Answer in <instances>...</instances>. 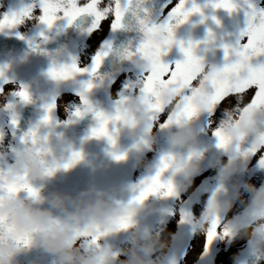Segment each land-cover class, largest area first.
Segmentation results:
<instances>
[{"label":"snow or ice","instance_id":"snow-or-ice-1","mask_svg":"<svg viewBox=\"0 0 264 264\" xmlns=\"http://www.w3.org/2000/svg\"><path fill=\"white\" fill-rule=\"evenodd\" d=\"M171 4L169 11L162 21H153L147 8H141L143 16L135 14L140 33L139 42L132 49H125V59L139 58L144 63L141 66V81L136 97L150 114L149 120L154 121L163 117L159 126L163 129L170 125L181 126L184 122H191L202 113L209 116H227L226 119L210 121L217 123L212 135L217 140V148L225 151H234L241 156H256L260 167L264 168V131H258L260 116H264V3L257 6L252 0H248L245 11V27L238 35L237 44L234 47L225 46V63L222 67H211L206 70L201 57L196 54L200 42H184L175 38L177 27L188 23L190 17L199 15L201 23L204 19V7L213 10L223 9L229 14L240 11L237 0H208L201 6L196 0H167L162 7ZM132 11V0H35L34 3L22 4L19 8L5 11L0 14V33H14L17 38L25 37L16 31L27 21L34 17L40 25L52 29L60 20L66 21L67 26H72L79 20L91 18L87 31L89 33L102 28L104 22L110 24L115 31L125 27V17ZM212 19L219 24L215 17ZM41 40L47 39L45 33H38ZM211 39L212 33L208 32ZM176 46L181 53L182 59L168 61L165 57ZM33 51L39 50V44H32ZM110 44L104 45V50L97 51L92 57L91 67H82L76 60L71 58V63L57 64L55 61L48 68L46 75L56 83H67L75 80L78 76L88 75L90 79L81 81V88L77 95L84 106L73 111L74 118H82L91 114L95 126L90 129L91 138H105L108 143L115 147L116 129H110V125L129 123L131 109L128 107L129 100L122 99L118 102L114 113L109 114L95 109L88 100V93L95 87L92 77H96L103 60L109 55ZM7 66H0V81L5 84L10 80L5 79ZM3 87H0V94ZM20 101L27 104L31 97L27 88L23 85L15 92ZM247 101L243 102V98ZM236 107L235 116L231 109ZM10 107V105H9ZM55 102L44 106V115L40 120L41 125H50L52 113L55 111ZM134 121V117H133ZM13 125L17 123L12 120ZM151 127V125H149ZM250 133H255V138L245 150V141ZM31 144L39 141H47V136L40 137L38 128L29 131ZM42 152L44 150H41ZM199 152L190 151L188 161L198 158ZM83 158L81 152H72L70 158L60 164L54 163L45 172L46 176H52L58 168L69 169ZM117 161L125 159L124 154L113 153ZM181 171L177 166L172 154L160 158L159 166L155 173L140 182L136 194L128 202V206L143 204L149 197L171 198L176 195V187L169 178L163 179L165 172L169 170ZM29 174L26 170L15 172L12 170H0V208L4 206L6 198L14 197L19 191H25L33 200L39 199L38 191L28 182ZM222 190L218 187L216 192ZM216 192L209 199L206 213L200 227L204 231L205 241L203 254L210 253L213 242L223 239H232L237 229L228 224H223L220 216L219 205L216 202ZM251 217L253 221H260L255 229L264 234V187L255 192L252 199ZM134 212H128L116 221V227L101 229L96 226L94 231L88 229L76 232L79 237L88 238L93 245H98L99 239L108 232L127 230L133 226ZM188 218L181 215V223ZM7 233L15 239L17 245L28 247L31 244L29 234L19 235L14 226L7 223V217L0 214V234ZM226 264V261L224 262Z\"/></svg>","mask_w":264,"mask_h":264},{"label":"water","instance_id":"water-1","mask_svg":"<svg viewBox=\"0 0 264 264\" xmlns=\"http://www.w3.org/2000/svg\"><path fill=\"white\" fill-rule=\"evenodd\" d=\"M257 1L252 0L255 4ZM196 3L203 6L208 3V0H196ZM237 3L240 6L238 12L229 14L223 9L213 10L211 7H204L203 12L206 18L203 23L200 22L201 17L199 15H193L190 17L189 22L185 23L190 24V37L188 36L183 40L189 39L192 42H200L196 54L202 58L204 64L210 62L211 67H222L225 63L224 47H234L236 45L238 35L245 27L244 9L248 5V0H237ZM161 4L162 0H154L153 2L132 0V11L125 17V25L130 26L132 23L137 22L135 14L143 16L140 11L141 8H147L152 19L153 10L159 9ZM212 17H215L219 24ZM90 22L91 18H86L74 23L81 25V28L78 25L76 26V32H79V34L86 32ZM67 27V24H65L56 36L38 43L39 50L37 51L32 50L30 42L17 38L15 34H0V66H7L5 79L19 81L21 85L27 88L31 97V102L27 104L19 100L15 114L8 123L9 134L16 146L18 163L20 154L25 149L34 150L36 155L60 164L66 162L72 152L82 153L83 158L67 170L61 167L52 176H45L36 180L29 177L28 182L39 193V199H32V202L44 201L36 206L50 207L48 199L53 194L68 196L78 202L85 192H91L93 197H102L118 204H128L137 191V188L130 183L129 172L133 157L144 147L147 123L142 128L143 145H131V147H124V145H115V147L111 145H93L90 129L95 124L90 113L82 118H76L66 126L57 124L52 113L50 125L40 124L45 105L52 104L55 97L62 91L69 90L78 93L81 84L78 88L79 84L77 82L90 79L88 75H82L79 76L81 80H77V82L73 80L67 83H56L46 75L53 61L57 64L65 63L67 53L71 58L74 57L73 52L68 48L67 52H62L60 48L66 45L64 35ZM119 30L121 31L123 28ZM209 31L212 33L211 39L208 36ZM182 35L184 36V33ZM110 55L113 57H110ZM119 55L118 51L113 52V48L110 50L109 55L104 58L96 77L91 78L93 81L95 78H100L99 90L95 92L96 88H92L87 97L95 109L109 114L115 111L118 104H112L108 100L107 89L116 74L122 68L127 67L128 62H132V60L125 59L123 54L121 57ZM178 55L181 56V53L177 47H174L165 59L168 61L182 59H178ZM66 63H71V59H68ZM3 83V81H0V87ZM143 112L148 113L146 108ZM13 119L17 121L15 125L12 123ZM258 120L262 121L260 118ZM36 128H38L40 137L47 136V141L41 140L33 145L28 133ZM257 130L264 131V124L258 123ZM1 132L2 123L0 121V137ZM254 138L255 133L248 135L244 145L245 150ZM126 150L129 151L128 155L125 154ZM113 153L124 154L126 158L117 161L113 158ZM249 156L245 157L234 151L232 152L230 167L223 178V186L226 189L227 196H230L238 188L244 163ZM20 171L22 170L20 169ZM140 205H144V207L135 214L134 221L142 220L146 213L150 214V208L145 202ZM74 209L75 205L70 204L69 210ZM54 212L61 220L67 218L66 214L59 210H54ZM86 229V227H77L76 232H82ZM124 231H111L106 235L113 233L117 237H121ZM105 248L111 250L110 264H112L115 257L114 244H109ZM260 254L259 249L250 251L244 264H255Z\"/></svg>","mask_w":264,"mask_h":264},{"label":"rangeland","instance_id":"rangeland-1","mask_svg":"<svg viewBox=\"0 0 264 264\" xmlns=\"http://www.w3.org/2000/svg\"><path fill=\"white\" fill-rule=\"evenodd\" d=\"M35 0H0V14L5 11H10L14 8H19L22 4L34 3ZM111 3V0H108ZM264 3V0H259L257 6ZM40 25L38 20L34 17L32 20L27 21L24 25L18 28V31L23 36L30 35L32 41L40 40L38 33L44 30L43 27H37ZM30 26V28H29ZM33 27H37L36 29ZM104 23L101 29H103ZM108 30V29H107ZM107 30H104L106 32ZM100 33L97 34V36ZM97 36H93L90 42L91 48L96 45ZM94 38H96L94 40ZM94 40L93 44L92 41ZM79 60L82 62V58ZM8 84V83H7ZM3 93L0 94V112L2 119L6 121L13 110V105L17 103L18 97L15 92L19 90V87L15 84L5 85ZM247 101V97L243 98V102ZM10 105V107H9ZM16 106V104H15ZM236 107L231 109L232 115L236 114ZM227 116H221L217 113L216 116H209L207 113L200 114L195 123H191L195 132V140L199 139L208 144L217 145L216 138L212 135L213 129L217 126L219 120L226 119ZM264 119V116H260ZM207 121H217V123H210ZM216 157L219 153L216 146ZM13 142L7 132H4V136L0 141V170L8 171L12 170L17 172L15 163L13 161ZM155 151L151 149L147 150L143 160V163L136 167L131 173V180L134 184L140 185L138 178L142 171L153 169L155 165ZM153 166H151V165ZM151 174V170L147 171ZM206 171H202L200 176H205ZM195 175V182H196ZM194 183L190 181L184 185V192L190 191ZM261 187H264V168L260 167L257 162V157L252 156L248 159L244 166L243 177L241 184L237 191L230 197L224 199L221 191L216 192L213 187L206 185L205 190L196 199L192 200L190 204V232L182 246L179 245L181 234H184L187 227L181 228L185 223H181V216L176 219L177 212L184 209L185 200L187 196L176 195L172 199L164 203L169 206V210L173 213L172 219L167 224L158 228H149L146 230L136 226L133 227L127 236L120 239L116 243L117 256L113 264H121L129 258L131 252L138 248L137 238L155 237L156 243L153 246V251L148 255V259L151 264H243V261L247 253L252 249H260L262 254L255 264H264V234L255 231L259 227L260 221H253L250 215L252 210V199L255 192ZM216 192V202L219 205L220 216L223 224H228L237 229L234 238L223 239L213 242L211 251L209 254L204 255V231L200 227L203 222L209 199ZM19 199L29 201L25 191H19L15 194ZM189 197V196H188ZM225 200V201H224ZM162 205L158 204V210H162ZM183 207V208H182ZM188 214V213H187ZM185 216V215H184ZM165 222V223H166ZM112 237H103L98 241V245L91 244L90 240L85 237L77 239L76 248L82 252H88L92 250L104 249V245ZM178 243V244H177ZM30 250L27 253L21 254L14 260L13 264H57V260L51 254L46 253L38 246L31 244L28 246Z\"/></svg>","mask_w":264,"mask_h":264},{"label":"flooded vegetation","instance_id":"flooded-vegetation-1","mask_svg":"<svg viewBox=\"0 0 264 264\" xmlns=\"http://www.w3.org/2000/svg\"><path fill=\"white\" fill-rule=\"evenodd\" d=\"M167 3V0L162 5L164 6ZM172 3H175V0H172ZM159 10V13L154 21H160L162 18L165 17V15H162V12L166 14L171 4H168L167 7H162ZM66 24V21L60 20L56 23V25L52 29H47L43 25H38L37 27H43V32L45 33L46 37H52L58 31ZM80 26V24H73L72 26H68L64 35L65 38V46H61L62 52H67V48L71 51L75 52L74 58H76L77 62L82 67H90L92 62V57L96 54L97 51L104 50V45L108 43L112 29L110 28V24L108 22H104V27L101 30H96L91 33L86 32L83 35H80L79 32H76V26ZM33 27V28H37ZM30 28V26H29ZM178 28L175 30V37L178 38L179 31ZM108 29V30H107ZM104 30H107L104 32ZM100 33L98 36L97 34ZM93 36H97V42L94 47L91 48L90 42ZM94 38V40L96 39ZM137 42H139L140 38H135ZM92 41V44L94 42ZM133 40L131 38H128L127 43H125V40L122 36L117 37L116 47L119 51H123L125 48L131 49V46H127L128 44H132ZM135 46H133L134 48ZM82 58V62L79 60V58ZM144 62L140 60L139 64H135V68L125 69L121 71L112 81V83L109 86L108 89V95L111 100L113 101H121L122 99L129 100V108L131 109L130 115L128 117L129 123L127 125H124L122 123H118L116 125H110V129H116L114 132L115 138H116V145H131L132 143L136 142L139 139V133L137 130L136 135H130L129 130L135 129L138 127V119L141 117V110L140 108L143 107V104L139 102V100L136 98L139 95V87H140V81H141V66ZM208 66V65H207ZM206 66V67H207ZM205 67V69H206ZM209 68V66L207 67ZM18 82H10V84H17ZM9 84V83H8ZM5 84V85H8ZM4 85V87H6ZM3 87V88H4ZM137 106H133V105ZM55 111L53 113L54 119L59 123L67 124L69 123L74 117L72 115L73 111L77 108L83 109V105L80 102V97L72 92H63L61 93L56 99H55ZM150 115V114H149ZM148 115V132H147V138H146V147L142 152H139L134 160L132 170L136 169L137 166L143 164L140 163L141 160H143V157L145 156L147 150L150 151L151 149H154L156 155H155V162L153 165H155L149 170L147 168L145 171H142L140 174V177L138 178L139 183L147 178L148 176H151L155 173L157 167L159 166L160 158L167 154H172L175 157V161L177 166H181V171H174L169 170L164 173L163 179H171L176 187V195L187 196V199L185 200L184 209H182L180 212H177L176 219L180 217L182 214L185 215L188 218V221L185 222L183 227H187V230L184 234H181L180 240L178 241L179 245L182 246L187 239V236L190 232V204L192 200H196L201 193L205 190V187L207 184L209 186L214 187L213 190H217L218 187L222 186V178L224 174L226 173L229 164H230V156H231V150L225 151L218 148V155L216 157L217 151L216 146L208 144L202 140H194L193 141V150L199 152L200 155L198 158H193L190 161V165L192 163H195V165H199L195 168V170L187 171V167L184 165L188 160V154L189 150L179 148L177 146H174L169 141V133L175 132L179 127L176 125H170L166 128H161L159 126L160 122L163 121V117H158L154 121L149 120ZM134 117V121H133ZM197 119V117L195 118ZM196 121L192 120L191 123H195ZM210 122V121H207ZM197 123V122H196ZM151 125V127H149ZM101 141H105L107 139L105 138H99ZM77 143V142H76ZM13 161L15 163V166H17L16 161V151L15 148H13ZM151 165V164H149ZM152 165V166H153ZM17 169V167H16ZM151 170V174L149 175L147 171ZM206 171L205 176H200L202 171ZM17 172L19 170L17 169ZM195 175H196V182H195ZM194 183L193 187L190 189V191L184 192V185L188 182ZM133 182V181H132ZM139 188V185H137ZM224 199H226L225 196V190H221ZM175 195V196H176ZM189 196V197H188ZM171 198H158V197H149L147 200H145L148 204L152 205V215L146 216L143 218L142 222H135L132 227L127 229L126 232H129L133 227H140L143 230L149 229V228H158L162 229L164 224L166 225L167 222L172 219L173 213L169 210V206L164 205L165 202ZM225 201V200H224ZM158 204H161L162 210H158ZM183 208V207H182ZM188 213V214H187ZM189 216V217H188ZM168 220V221H167ZM167 221V222H166ZM166 222V223H165ZM149 223V224H146ZM128 233H126L127 236ZM177 243V244H178Z\"/></svg>","mask_w":264,"mask_h":264},{"label":"clouds","instance_id":"clouds-1","mask_svg":"<svg viewBox=\"0 0 264 264\" xmlns=\"http://www.w3.org/2000/svg\"><path fill=\"white\" fill-rule=\"evenodd\" d=\"M144 126L145 120L141 116L138 119V127L130 129L129 134L136 135L137 130ZM168 139L174 146L192 151L195 132L191 123H182L175 132L169 133ZM53 163L55 162L36 155L34 150L25 149L20 154L18 166L21 170H26L31 179L36 180L45 177L47 168ZM195 167V163L188 165L189 171L195 170ZM43 202H30L16 196L6 198L4 206L0 208V214L7 217V223L14 226L17 234H29L32 244L54 256L57 264H110V249L88 252L77 250V227H86L89 231H94L96 226L101 229H114L119 217L127 215L128 212L136 214L144 207L140 204L129 207L127 204H118L102 197H93L91 192L83 193L78 202L68 196L53 194L48 199L50 207L36 206ZM70 204L75 205L74 210H69ZM54 210L65 213L67 218L61 220ZM137 240L138 248L121 264H151L148 255L153 251L155 237ZM29 250L17 245L15 239L6 232L0 234V264H13L16 257Z\"/></svg>","mask_w":264,"mask_h":264}]
</instances>
